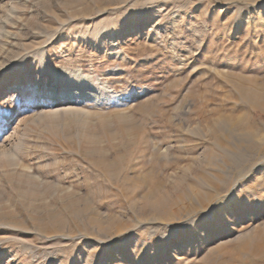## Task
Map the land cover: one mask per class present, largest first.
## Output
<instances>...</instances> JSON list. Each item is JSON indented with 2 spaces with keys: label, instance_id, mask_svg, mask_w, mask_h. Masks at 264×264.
<instances>
[{
  "label": "rangeland",
  "instance_id": "rangeland-1",
  "mask_svg": "<svg viewBox=\"0 0 264 264\" xmlns=\"http://www.w3.org/2000/svg\"><path fill=\"white\" fill-rule=\"evenodd\" d=\"M0 264H264V0H0Z\"/></svg>",
  "mask_w": 264,
  "mask_h": 264
},
{
  "label": "bare ground",
  "instance_id": "bare-ground-1",
  "mask_svg": "<svg viewBox=\"0 0 264 264\" xmlns=\"http://www.w3.org/2000/svg\"><path fill=\"white\" fill-rule=\"evenodd\" d=\"M233 199V198H232Z\"/></svg>",
  "mask_w": 264,
  "mask_h": 264
}]
</instances>
